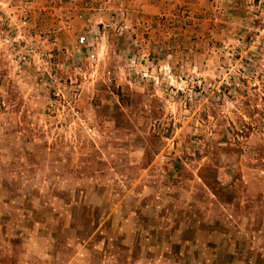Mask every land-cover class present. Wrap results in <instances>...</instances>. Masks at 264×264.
I'll return each mask as SVG.
<instances>
[{
	"label": "rangeland",
	"instance_id": "374dc122",
	"mask_svg": "<svg viewBox=\"0 0 264 264\" xmlns=\"http://www.w3.org/2000/svg\"><path fill=\"white\" fill-rule=\"evenodd\" d=\"M34 1L23 40L0 7V264H264V0Z\"/></svg>",
	"mask_w": 264,
	"mask_h": 264
},
{
	"label": "built area",
	"instance_id": "2783aa9c",
	"mask_svg": "<svg viewBox=\"0 0 264 264\" xmlns=\"http://www.w3.org/2000/svg\"><path fill=\"white\" fill-rule=\"evenodd\" d=\"M33 4H35L34 0H0V7L11 11L9 22L14 23L15 25V30L17 31V39H25V35L28 32L27 25L29 24L30 20L29 13ZM85 8L89 10L91 7L87 4ZM81 48H88L87 41L83 36L79 38L77 43V49ZM89 53V56L93 59L95 54L93 53L92 49Z\"/></svg>",
	"mask_w": 264,
	"mask_h": 264
},
{
	"label": "crops",
	"instance_id": "0c3cea01",
	"mask_svg": "<svg viewBox=\"0 0 264 264\" xmlns=\"http://www.w3.org/2000/svg\"><path fill=\"white\" fill-rule=\"evenodd\" d=\"M126 2V0H124V3ZM157 2H152L151 0H144V3L142 5V8H144V11L146 10L147 12H151L154 13L157 11L158 7L155 8V6L157 5ZM159 11V10H158ZM157 11V12H158ZM93 49V47H92Z\"/></svg>",
	"mask_w": 264,
	"mask_h": 264
}]
</instances>
